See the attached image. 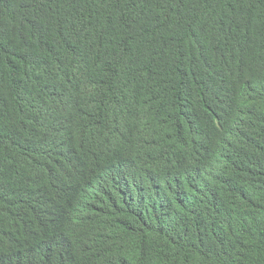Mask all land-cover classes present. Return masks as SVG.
<instances>
[{"label": "trees", "instance_id": "16d2710c", "mask_svg": "<svg viewBox=\"0 0 264 264\" xmlns=\"http://www.w3.org/2000/svg\"><path fill=\"white\" fill-rule=\"evenodd\" d=\"M0 264H264V0H0Z\"/></svg>", "mask_w": 264, "mask_h": 264}]
</instances>
